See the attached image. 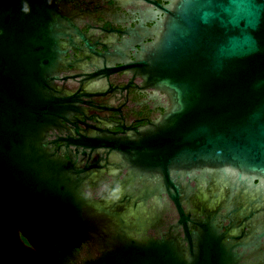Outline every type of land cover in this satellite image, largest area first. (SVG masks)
<instances>
[{"label":"water","instance_id":"obj_1","mask_svg":"<svg viewBox=\"0 0 264 264\" xmlns=\"http://www.w3.org/2000/svg\"><path fill=\"white\" fill-rule=\"evenodd\" d=\"M35 10L0 0V264H70L82 243L98 248L80 264L264 263V255L243 260L264 240V0H175L158 40L137 62L148 84L168 94L166 112L145 126L88 137L64 109L36 110L38 100L64 97L44 88L63 60L64 34ZM63 122L77 136L56 142L82 154L99 150L105 165L128 169L117 203L166 193L178 215L169 228L182 226L188 246L146 238L156 216L134 222L85 193L77 160L49 153L43 141ZM133 170L144 175L138 192L127 188ZM226 217L224 232L218 222ZM190 225L197 229L190 233Z\"/></svg>","mask_w":264,"mask_h":264},{"label":"flooded vegetation","instance_id":"obj_2","mask_svg":"<svg viewBox=\"0 0 264 264\" xmlns=\"http://www.w3.org/2000/svg\"><path fill=\"white\" fill-rule=\"evenodd\" d=\"M22 1L36 9L35 12L44 18L43 22L50 21L56 30L64 34L60 38V46L64 51L63 60L52 73L55 77L44 85L50 96L64 97L61 100H38L34 103L36 110L52 113L57 109H64L68 112V118L75 119L79 132L84 137L102 135L105 131L122 133L125 128L145 126L166 112L170 105L168 94L148 84L142 75L146 67L137 62L148 56L152 44L158 40L164 29L168 10L175 0ZM37 22L41 23L40 20ZM62 124L64 127L61 128L49 127L44 133L43 141L48 143L49 153L57 151L67 159L77 160L76 167L84 171L75 176H86L82 185L85 193L106 207L115 204L114 210L123 212L134 222L137 217L156 216L155 225L150 222L146 227V238L172 237L177 239L179 245L188 246L182 226L169 228L176 224L178 215L173 211L166 193L158 195L160 201L155 196L143 202V194L135 193L127 206L117 203L125 195V186L121 182L128 176V169L124 166L118 168L116 165H105L100 160L102 155L99 150L89 155V149L84 147L82 154L81 147L72 144L66 147L62 141L56 142L57 136H77L73 131V124ZM133 175L135 180L127 188L138 192L142 181L138 177L142 174L133 170ZM29 181L35 184L33 180ZM154 181L150 179L146 183ZM195 182L193 179L190 185L193 186ZM22 190L23 195L29 198L28 190ZM195 191L191 199L196 202L201 195H196ZM137 196L140 198L136 199ZM134 201L137 202L136 207L133 206ZM229 222V217L219 220L222 231H227L226 225ZM249 228L247 225L235 232L247 231ZM196 229V225H190L189 232ZM140 233L133 232V238L140 240ZM242 235L241 239H248V234ZM22 239L28 243L24 237ZM190 240L194 246L197 244V238L192 237ZM254 246L257 248L243 254V260L264 255L263 239ZM96 248V243H82L76 247L70 264L83 263L93 256Z\"/></svg>","mask_w":264,"mask_h":264}]
</instances>
